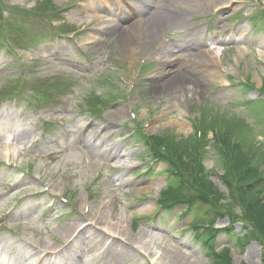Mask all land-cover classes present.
Wrapping results in <instances>:
<instances>
[{
    "label": "rangeland",
    "instance_id": "374dc122",
    "mask_svg": "<svg viewBox=\"0 0 264 264\" xmlns=\"http://www.w3.org/2000/svg\"><path fill=\"white\" fill-rule=\"evenodd\" d=\"M141 1L0 0V140L20 149L0 148V264H35L27 244L40 239L45 264H264V247L246 238L244 207L221 182L236 147L264 179V0H199L194 17L154 41L140 31L130 45L122 35L143 29L148 10L169 16L181 4L146 0L144 13ZM111 25L118 31L103 36ZM191 42L199 64L183 71L199 92L151 93L187 58L178 45ZM167 45L178 62L160 61ZM158 140L197 161L193 171L218 193L215 208L232 217L207 216L200 199L192 212V202L165 203L197 195ZM196 143L198 158L189 155ZM258 188L249 201L264 205V182ZM200 217L218 232L209 246L212 231L192 228ZM140 233L144 244H131Z\"/></svg>",
    "mask_w": 264,
    "mask_h": 264
},
{
    "label": "trees",
    "instance_id": "16d2710c",
    "mask_svg": "<svg viewBox=\"0 0 264 264\" xmlns=\"http://www.w3.org/2000/svg\"><path fill=\"white\" fill-rule=\"evenodd\" d=\"M154 140L155 139L151 141L153 143H156V140L155 142ZM221 140L222 139H219V141ZM158 142H157L158 150H160V148L163 149V157L173 160L174 162L173 164H175L177 168L183 169L181 173H186L187 175L193 178V181H192L193 185L191 187V192L197 195V197H194L192 195L191 196L192 198H190L192 201H188L186 200V196L181 195L182 192H177L175 194H168L166 195L165 203L167 205H170V204H177V203L192 202L189 205L190 211L192 212V211H195L194 208L198 206L197 204L193 203V202H196L194 201V199H200L201 202L208 205L206 207L211 208L209 212H207V216L209 217L210 216L232 217L233 216L232 214L226 213V212L222 213L218 211L217 208H215V201H216V197H218V193H214L215 190L212 186L209 187L207 176L204 175L203 170L200 171V168H199L198 171L196 172L193 171V169H195L197 165V161L193 159L191 166H190L189 163L185 162L183 158H181L183 157L182 155L181 157H178L179 154L177 153L174 156L172 152L174 151V147L171 148L170 146H168L169 145L168 141L158 140ZM196 144H197L196 145L197 148L193 151L190 150L189 152H191V154L189 155L195 158H198L197 152L200 147L198 143ZM224 144L226 145V143ZM228 151L229 152L227 155V159L225 161L224 174L221 176V180H222L221 182L227 190L226 194H228V197H231L235 202L243 206L245 209V214L242 216V220H246L247 222H249L251 226L248 229L249 231L246 235V238L248 240L252 239L254 241H257L264 247V205H261L259 203V201L256 199L257 197L255 199L258 202L249 201L251 195L255 197V195L259 196L261 194L262 191H261V188H258V185L259 183L264 182V179L262 177L260 178L253 169H250L248 159L240 153V150L238 147L232 150L228 149ZM224 152L227 154L226 150H224ZM171 156H174L175 158H172ZM154 157L156 156L154 155ZM257 176H258V179H256ZM235 178H238L239 181H237ZM236 183H239V184L235 185ZM248 183H250V185ZM234 193H236L237 195ZM223 196L225 197V195ZM205 218H201V220L203 221H199V222L195 221L194 224L192 225V228H196V229L203 228V230L205 229V230H210L213 232V233L210 232L209 236L206 239V244L209 246L210 245L209 242L215 238L214 235L218 232L214 231L215 229H214L213 221H209L207 219L206 221ZM235 221L231 220V223H235ZM198 236L200 235L197 234V237ZM243 242L244 241L242 240V241L237 242V244L239 246H243L244 245ZM221 258L226 259L227 257L224 255ZM262 262L264 263V258H262ZM224 263L229 264V262H226V261Z\"/></svg>",
    "mask_w": 264,
    "mask_h": 264
},
{
    "label": "bare ground",
    "instance_id": "6f19581e",
    "mask_svg": "<svg viewBox=\"0 0 264 264\" xmlns=\"http://www.w3.org/2000/svg\"><path fill=\"white\" fill-rule=\"evenodd\" d=\"M177 1H179L181 3L180 6L176 7L175 5H172L173 6L172 14L171 15L169 14V16H167L166 13L164 15L157 14L158 13L157 11H153L150 13L149 10L147 9L149 1L142 0L141 3L143 4L144 8H142L141 12L146 13L145 10L146 9L148 10V13L146 16L147 17L146 23L143 24L144 28L142 29V26L140 23L136 24L135 27H133L132 29L130 28V30H128V32H126V33L124 32V34L122 35V39L123 40L126 39L128 41L129 37L130 38L138 37V35L142 33L143 35L148 37L149 41L157 40L159 35H161L166 29H168L171 26L178 25L179 22L184 21L187 18L194 17L197 14V12H200V10H201V6L199 5V0H177ZM169 2L170 3H168V4H173V2H176V0H172V1L169 0ZM92 11H94V10L93 9L87 10V12H89V13H92ZM93 14H95V13H93ZM116 30L118 31L116 25H111L106 29V31L102 35L106 36L109 33H111L112 31H116ZM140 31H141V33H140ZM128 42H129V44L131 43L130 41H128ZM176 44H178V43H176ZM193 45H194L193 42L183 43V44L178 45L179 50H182V49L186 50L185 56H187V58L184 60V62H182V65L180 66V68L178 70H174V71L172 70V71L163 73L162 78H164L165 81L163 82V84L161 86L156 87V88H152L150 91L151 93L157 94L159 91L160 92L165 91L166 93H189V94L196 93L197 94L199 92L198 90L200 89V84L197 83L196 80L189 79L187 77V75L184 74L185 71H183V69H186V68H189V67H192V66L199 64V63H197V61H199V59L197 60V58H193L196 55L194 53V51L192 49H187V48L193 47ZM173 53L174 52L170 51V48H168V45H167L166 47H164L163 49H161L159 51L157 56L159 57L162 64H164V62H166V64L168 62L171 64V63H176L179 60V58H176V56ZM195 60H197V61H195ZM201 63H203L205 65H211L213 63V61L211 59H207L205 61L203 60V62L201 61ZM120 111H117V113H120ZM5 121L6 120L1 121V123H4L8 126L13 123L12 121L11 122L10 121L5 122ZM18 147L19 146H17L16 142H14L13 140H10L9 138L6 139V137H2V139L0 140V148L6 154H10V153L11 154H18L19 150H20ZM117 228H118L117 229L118 234L120 236L125 235L124 229L119 228L118 226H117ZM76 230L77 229L69 230L68 237L69 238L73 237L76 234ZM89 235L91 237H94L93 241H97L96 240L97 236H98L97 234L90 233ZM145 238H146V235L140 233L139 235H137V237H135L133 239L130 238L129 242H131V244H135L138 242L139 243L141 242V244H144L142 241H144ZM82 239H83V236L81 233H79L73 242H76L75 244H77V246H78V245H80ZM88 242L89 241H87V243ZM27 248H28L30 254H32V257H34L33 261L35 264H42V262H44L43 264H45L46 262L50 263V256H51L50 254L45 253L47 255L41 257L40 254L37 252L40 250L44 251V252L46 250H48L47 249L48 243L44 239H40L37 242H35L34 244H27ZM68 248L70 249V247L68 246L66 248L65 253L68 252V250H69ZM75 249H76V247H75ZM105 250L110 251V253H113L114 255H118V252L116 250L113 251L110 248V246H105ZM35 252H37V253L35 254ZM55 257H57V256H55Z\"/></svg>",
    "mask_w": 264,
    "mask_h": 264
}]
</instances>
